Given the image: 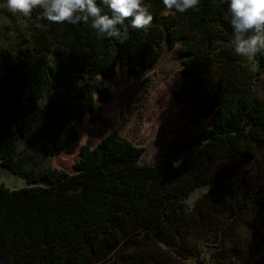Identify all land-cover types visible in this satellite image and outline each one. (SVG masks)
Listing matches in <instances>:
<instances>
[{"label": "trees", "instance_id": "16d2710c", "mask_svg": "<svg viewBox=\"0 0 264 264\" xmlns=\"http://www.w3.org/2000/svg\"><path fill=\"white\" fill-rule=\"evenodd\" d=\"M143 2L152 24L129 27L123 44L99 38L90 21L50 23L39 9L27 39L0 44L1 165L31 183L26 169L38 156L21 155L19 144L48 94L36 144L46 156H80L74 172L49 169L42 184L0 185V264H264V101L232 48L228 2L201 0L183 14L162 0ZM165 43L189 74L178 96L192 100L199 126L209 118L211 126L176 139L155 165H141L145 148L117 132L81 146L74 117L98 120L96 95L113 98L97 75L115 76L124 59L131 73L152 67ZM62 77L58 100L51 92ZM175 152H184L179 165ZM241 165L250 171L232 168ZM213 183L218 195L191 208L186 198Z\"/></svg>", "mask_w": 264, "mask_h": 264}, {"label": "rangeland", "instance_id": "374dc122", "mask_svg": "<svg viewBox=\"0 0 264 264\" xmlns=\"http://www.w3.org/2000/svg\"><path fill=\"white\" fill-rule=\"evenodd\" d=\"M29 28L28 17L9 11L7 2L0 5V44H19V37L23 40L28 38ZM183 59L177 48H170L165 43L162 57L152 67L141 66L137 72L131 73L128 60L124 59L120 61L115 76L98 74L105 85L111 88L113 98L105 100L96 95V100L103 107L98 120H93L90 112L74 117L81 146L89 145L94 148L107 135L117 132L136 146L145 148L141 165H155L176 139H188L210 127V118L199 126L201 124L196 120L192 100L178 96L181 85L189 78ZM241 59L254 72L253 90L264 101V54ZM60 83L51 92L58 100L66 94V77H62ZM50 109L48 94L39 102L38 111L29 118L28 133L19 144L21 155L38 156L36 164L30 163L26 169L27 177L35 185L42 184L41 176L49 169L74 172V166L80 158L78 151L72 155L60 153L46 156L36 144L41 137L42 126L48 120ZM232 168L234 171H250L243 165ZM31 183L4 168L0 160V185L20 189L31 186ZM207 194H212V198L218 195L216 183L200 186L186 198V202L193 208Z\"/></svg>", "mask_w": 264, "mask_h": 264}, {"label": "clouds", "instance_id": "9594fccd", "mask_svg": "<svg viewBox=\"0 0 264 264\" xmlns=\"http://www.w3.org/2000/svg\"><path fill=\"white\" fill-rule=\"evenodd\" d=\"M227 2L235 54L245 58L264 54V0ZM162 3L167 10L183 14L196 9L201 0H162ZM7 7L23 17H31L33 10L39 9L43 18L53 24L90 21L99 38H115L121 44L127 39L129 27L146 31L154 19L143 0H100V3L98 0H7Z\"/></svg>", "mask_w": 264, "mask_h": 264}, {"label": "water", "instance_id": "95a60500", "mask_svg": "<svg viewBox=\"0 0 264 264\" xmlns=\"http://www.w3.org/2000/svg\"><path fill=\"white\" fill-rule=\"evenodd\" d=\"M184 158V154L181 152H175L172 154V159L176 165H179Z\"/></svg>", "mask_w": 264, "mask_h": 264}]
</instances>
